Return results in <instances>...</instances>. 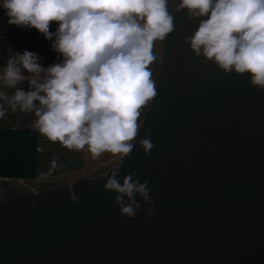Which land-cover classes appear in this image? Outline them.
I'll use <instances>...</instances> for the list:
<instances>
[{"label": "water", "instance_id": "95a60500", "mask_svg": "<svg viewBox=\"0 0 264 264\" xmlns=\"http://www.w3.org/2000/svg\"><path fill=\"white\" fill-rule=\"evenodd\" d=\"M179 3L168 0L157 95L122 165L59 179L84 169L83 150L0 122V264H264V90L194 55L185 38L199 19ZM118 166L121 183L131 172L149 182L152 203L135 196L134 219L103 188Z\"/></svg>", "mask_w": 264, "mask_h": 264}, {"label": "clouds", "instance_id": "9594fccd", "mask_svg": "<svg viewBox=\"0 0 264 264\" xmlns=\"http://www.w3.org/2000/svg\"><path fill=\"white\" fill-rule=\"evenodd\" d=\"M0 9L8 25L34 28L53 41L61 58L44 68L38 54L16 52L0 81L16 88L28 80L30 90L17 88L11 97L0 91V101L6 100L12 113L34 114V128L49 141L69 150L87 148L93 159L111 153L122 165L143 127L140 118L157 95L150 66L157 60L155 42L174 31L168 0H0ZM183 9L199 19L185 38L194 55L226 75L248 74L250 83L264 90V0H180L177 12ZM6 114L0 103V120ZM139 146L145 155L153 148L148 136ZM120 167L103 188L117 193L113 203L120 214L134 219L140 209L135 196L152 203L149 182L140 183L131 172L121 183ZM154 212L149 207L147 215Z\"/></svg>", "mask_w": 264, "mask_h": 264}, {"label": "crops", "instance_id": "0c3cea01", "mask_svg": "<svg viewBox=\"0 0 264 264\" xmlns=\"http://www.w3.org/2000/svg\"><path fill=\"white\" fill-rule=\"evenodd\" d=\"M6 17L4 15L0 16V21H4ZM57 24L51 25L49 31L55 32ZM0 72L6 66L7 60L9 57L15 55L16 52L23 53V51L28 50L38 54L41 58L38 62L44 67L47 68L49 65L60 62L61 58L59 54L52 50L53 41L48 40L44 35L38 32L36 29H23L16 26L11 27H2L0 34ZM10 40H13L12 46L9 45ZM11 48V51H9ZM22 75L31 76L32 74L28 73L26 70L21 69ZM43 75V74H42ZM17 88L23 89L25 92L30 90V84L28 80L23 81L18 84L16 88H9L5 86L3 81H0V91L5 93L6 97H11ZM3 103L6 110V116H26L32 117L34 114L23 113L17 110L16 113H12L9 108L6 100L0 101ZM38 104V102H37ZM5 116V117H6Z\"/></svg>", "mask_w": 264, "mask_h": 264}, {"label": "rangeland", "instance_id": "374dc122", "mask_svg": "<svg viewBox=\"0 0 264 264\" xmlns=\"http://www.w3.org/2000/svg\"><path fill=\"white\" fill-rule=\"evenodd\" d=\"M4 15L3 10L0 9V16ZM6 19V18H5ZM55 22H53L51 25H54ZM11 27L10 25L7 24L6 20L4 21H0V33H1V29L2 27ZM1 41V39H0ZM13 40H10L9 45L12 46ZM1 57V56H0ZM34 120H35V116L32 115V117H26V116H6L4 118V120H0V122L3 121H7V122H13V123H22V124H34ZM140 122V121H139ZM84 154H85V166L84 169L80 172H76V173H68V174H63L58 176L57 178L59 179H70L72 177H74L75 175L78 174H83L86 172H90L93 170H100V169H106L111 163H113L116 159H118L117 156H114L111 153H103L102 155H100L98 158L93 159L92 155L90 152H88L87 148L83 149ZM22 184H24L25 186L29 187L28 185H26L25 183L22 182Z\"/></svg>", "mask_w": 264, "mask_h": 264}, {"label": "bare ground", "instance_id": "6f19581e", "mask_svg": "<svg viewBox=\"0 0 264 264\" xmlns=\"http://www.w3.org/2000/svg\"><path fill=\"white\" fill-rule=\"evenodd\" d=\"M30 189H32L31 187H29Z\"/></svg>", "mask_w": 264, "mask_h": 264}, {"label": "flooded vegetation", "instance_id": "af4514ba", "mask_svg": "<svg viewBox=\"0 0 264 264\" xmlns=\"http://www.w3.org/2000/svg\"><path fill=\"white\" fill-rule=\"evenodd\" d=\"M1 34V33H0Z\"/></svg>", "mask_w": 264, "mask_h": 264}]
</instances>
